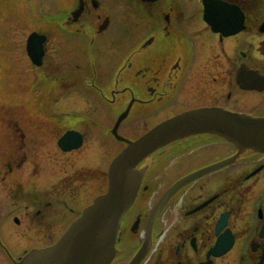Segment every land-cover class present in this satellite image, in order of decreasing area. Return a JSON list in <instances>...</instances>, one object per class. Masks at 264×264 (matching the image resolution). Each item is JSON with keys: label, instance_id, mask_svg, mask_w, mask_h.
<instances>
[{"label": "flooded vegetation", "instance_id": "obj_1", "mask_svg": "<svg viewBox=\"0 0 264 264\" xmlns=\"http://www.w3.org/2000/svg\"><path fill=\"white\" fill-rule=\"evenodd\" d=\"M211 1L208 11L203 0H73L57 10L42 63L48 65L45 75L57 88L49 108L66 101L63 93L75 86L71 69L60 74L72 66L70 53L63 56L62 32L86 39V66L76 65L81 88L107 108H116V120L130 108L118 132L128 124L136 129L132 118L143 119L145 133L170 117L199 108L264 118V0ZM70 116L58 110L48 116L53 122L51 135L61 137L72 129L67 125ZM79 118L90 121L88 116ZM150 123L154 125L148 127ZM16 129L25 139V133ZM82 135L84 145L87 136ZM26 152L19 158V168L27 163ZM237 152L223 137L198 134L150 157L136 201L121 221L110 264H131L139 254L151 214L168 188ZM7 167L11 171L12 163ZM7 175L0 172V188L11 189L8 194L19 210L24 203L42 202L29 198L32 193L24 186L4 179ZM165 177L167 185L161 193L154 192ZM34 214L39 217L41 210ZM24 217L34 231L32 213L27 211ZM2 225L0 264H15L27 250L18 233L10 232L5 240ZM137 264H264V152L248 150L234 163L182 187L156 219L151 246Z\"/></svg>", "mask_w": 264, "mask_h": 264}, {"label": "rangeland", "instance_id": "obj_2", "mask_svg": "<svg viewBox=\"0 0 264 264\" xmlns=\"http://www.w3.org/2000/svg\"><path fill=\"white\" fill-rule=\"evenodd\" d=\"M72 3L73 0H0V172L8 173L4 179L14 181V186H24L28 193H32V196L28 195L29 198L42 200L40 205L24 203L19 210L16 201H12L8 194L11 189L3 192L1 187V234L6 240V235L10 232L18 233L27 249L56 240L71 221L97 195L106 190L109 164L123 148V144L110 134L116 120V108H107V105L96 100V95L81 88L82 82L76 65L86 66L84 37L60 32L63 56L70 53L72 58V66L65 67L60 74L71 69L76 86V89L72 86L71 91L63 93L67 100L61 105L54 103L51 108L48 105L52 104L57 90L49 76L45 75V72H50L46 68L48 65L42 66L41 62L34 66L27 55L28 36L32 32L46 36L51 34V19L54 14ZM50 44L48 41L47 49ZM104 70L103 73H110L107 69ZM105 79L102 83H105ZM82 94L90 102H85ZM55 110L69 111L72 119L67 125L76 126L87 136L81 149L69 154L59 151L56 145L57 135L49 132L53 122L48 116L53 115ZM24 116L29 117L28 121L23 120ZM82 116H88L90 121L85 123L80 118L77 119ZM129 121L137 128L128 124L119 131L126 137H137L147 128L143 125V119L132 118ZM152 125L154 123L148 124V127ZM15 127L25 133V139L21 138V133ZM21 142H25L24 146ZM23 150L27 151V163L19 168ZM13 157L16 160H11ZM9 162L12 163L11 171L7 167ZM92 173L96 174L94 180ZM101 174L103 178H100ZM75 176L78 180L72 187L69 180ZM173 176L174 171L168 174L169 179ZM0 179L3 180L1 177ZM165 181L167 182V177L153 191L161 193L167 185ZM29 186L32 190H29ZM13 189L16 191L15 187ZM38 209L41 210L39 217L34 214ZM27 211L32 213L30 228L39 233V237L28 228L23 216ZM15 217L20 220V225L13 220Z\"/></svg>", "mask_w": 264, "mask_h": 264}, {"label": "water", "instance_id": "obj_3", "mask_svg": "<svg viewBox=\"0 0 264 264\" xmlns=\"http://www.w3.org/2000/svg\"><path fill=\"white\" fill-rule=\"evenodd\" d=\"M45 40L46 37L37 32L28 38L27 51L36 64L42 62ZM129 109L119 117L112 130L115 138L127 146L109 166L107 191L85 208L57 242L30 251L17 264H110L116 255L121 220L136 200L147 171V165L140 167L146 159L169 144L191 135L216 134L235 144L238 152L234 156L181 178L164 193L150 217L144 246L131 263L137 264L151 246L156 219L182 187L205 173L234 163L248 150L264 152V118L219 108L193 109L163 121L132 141L118 134L119 125L127 117ZM58 144L62 150L71 151L81 146L82 136L77 132H68Z\"/></svg>", "mask_w": 264, "mask_h": 264}, {"label": "bare ground", "instance_id": "obj_4", "mask_svg": "<svg viewBox=\"0 0 264 264\" xmlns=\"http://www.w3.org/2000/svg\"><path fill=\"white\" fill-rule=\"evenodd\" d=\"M53 242V241H52Z\"/></svg>", "mask_w": 264, "mask_h": 264}]
</instances>
